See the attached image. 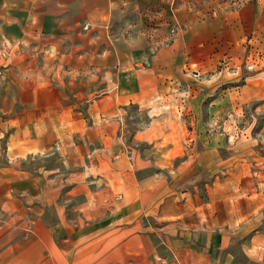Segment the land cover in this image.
<instances>
[{"label": "crops", "instance_id": "obj_1", "mask_svg": "<svg viewBox=\"0 0 264 264\" xmlns=\"http://www.w3.org/2000/svg\"><path fill=\"white\" fill-rule=\"evenodd\" d=\"M4 45L0 264H264V0H0Z\"/></svg>", "mask_w": 264, "mask_h": 264}, {"label": "built area", "instance_id": "obj_2", "mask_svg": "<svg viewBox=\"0 0 264 264\" xmlns=\"http://www.w3.org/2000/svg\"><path fill=\"white\" fill-rule=\"evenodd\" d=\"M232 3H239L241 0H228ZM176 31H178V27L177 26H173L170 28V32L171 33H175ZM7 53V47L6 45L0 47V59Z\"/></svg>", "mask_w": 264, "mask_h": 264}, {"label": "rangeland", "instance_id": "obj_3", "mask_svg": "<svg viewBox=\"0 0 264 264\" xmlns=\"http://www.w3.org/2000/svg\"><path fill=\"white\" fill-rule=\"evenodd\" d=\"M138 122V117H133L130 121V126H134L136 125V123Z\"/></svg>", "mask_w": 264, "mask_h": 264}]
</instances>
